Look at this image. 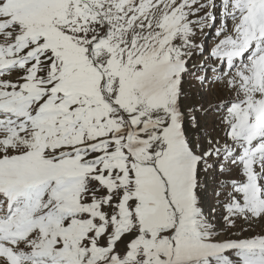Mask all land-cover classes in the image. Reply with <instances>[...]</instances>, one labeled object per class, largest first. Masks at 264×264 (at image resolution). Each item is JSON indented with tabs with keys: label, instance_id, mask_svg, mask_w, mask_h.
I'll list each match as a JSON object with an SVG mask.
<instances>
[{
	"label": "snow or ice",
	"instance_id": "obj_1",
	"mask_svg": "<svg viewBox=\"0 0 264 264\" xmlns=\"http://www.w3.org/2000/svg\"><path fill=\"white\" fill-rule=\"evenodd\" d=\"M0 264H264V0H0Z\"/></svg>",
	"mask_w": 264,
	"mask_h": 264
},
{
	"label": "rangeland",
	"instance_id": "obj_2",
	"mask_svg": "<svg viewBox=\"0 0 264 264\" xmlns=\"http://www.w3.org/2000/svg\"><path fill=\"white\" fill-rule=\"evenodd\" d=\"M219 11V8H217V13ZM229 24H231L232 22L231 21H228ZM220 24H221V21L219 18H217L216 22H215V25L214 26H211V27H206L204 28L203 30V33H204V44L210 49L214 43L216 42V30L220 27ZM200 33L197 34V37L196 39L199 41L200 40ZM186 88H187V85H186ZM223 95V93H217V92H213V93H210L207 97V99H212L213 96H221ZM197 98V95H196V90L195 89H192L191 90V96L190 98L185 101V103H192L194 100H196ZM212 121V117L209 116L207 118V121H202V123H205V122H208L210 123ZM218 133H213V135H217ZM261 229L259 227L255 228V231H260Z\"/></svg>",
	"mask_w": 264,
	"mask_h": 264
}]
</instances>
